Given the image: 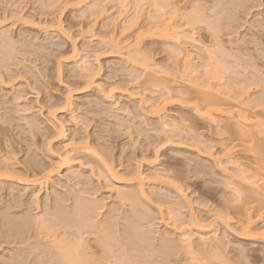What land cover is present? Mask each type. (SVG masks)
Listing matches in <instances>:
<instances>
[{
    "label": "rangeland",
    "instance_id": "obj_1",
    "mask_svg": "<svg viewBox=\"0 0 264 264\" xmlns=\"http://www.w3.org/2000/svg\"><path fill=\"white\" fill-rule=\"evenodd\" d=\"M50 1L0 0V28L4 26L3 29L10 30L14 40L9 36L11 41L13 44L16 42L15 46L10 44L11 47L0 39V44L1 42L8 44H1L0 55L12 54V57L5 56L9 60L2 59L9 65L8 67L1 68L0 65V210L14 216L21 215L25 213L24 211L32 216L42 214L46 197H50L52 207L56 204V198L58 200L65 198L63 204L67 206L72 204L73 192L82 191V195L85 194L84 197L88 199L101 200V207L104 205L102 215L100 214L98 218L101 221L105 220L112 210L119 218L123 217L126 211L131 213L128 206L122 207L116 192L132 187L123 181L115 183L111 180L114 183L111 184L110 177L106 181L100 172V170L103 172L104 168L99 158H103L125 178V181L130 179L127 178L128 173L138 168L150 177L147 178L148 182L145 181L144 189L148 199L144 198L146 202L144 204L152 213V218L146 220L143 229L147 228L154 247L161 244L163 234L174 235L176 232L171 209L179 202L176 207L178 206L181 219L177 218L180 220L185 218L183 223H189V214L192 210L204 225L211 224V230L217 231L222 243H226L218 248H215L216 244L200 248L199 244L197 246L199 233L196 226L188 225L189 233L194 234L193 239L196 240L200 257L216 255L217 259L223 257L222 260L227 264H264V236L248 238L243 235L233 219V214L230 213L232 207L239 203L235 200L233 191L227 186V175L216 164L221 154V137L217 133V127L198 118L185 106L169 104L161 113V118L175 123L184 119L182 128L185 132L182 129L184 132L183 134L180 132L182 136H175L173 142L166 141V144L163 139V143L157 134L161 118L152 115V112L149 114L151 109L148 107L159 99L161 101L163 90L149 84L146 81L148 74L140 67L127 62L125 51L123 56H118L111 55L109 49L104 48L106 45L102 40L112 32L121 40L132 35L131 32L123 33V19L118 17L121 9L119 3L112 0H104L105 2L87 0L79 5H72L62 14L66 34H59L50 28V19L57 14L56 11L54 13L57 8L50 5L55 3L60 9L58 4L61 0H55L54 3ZM248 1L252 2L250 3L254 9L251 10L249 17L246 15V20L244 17L247 13L241 9L240 14L231 11V16L235 12L233 15L235 20L243 18H241L243 21L240 20V25L244 22L243 33H248L252 25L250 30L253 34L251 35L250 31L248 35L249 40L256 39L251 40L256 45L250 46L251 54L257 59L253 60L259 64L258 68L264 70V59L260 60L264 58V28L262 27L263 30L257 28L260 32L256 28L253 29L254 22L259 18L256 15L263 13L260 15L264 18V0ZM90 5L92 8L97 5L93 8H97V11L101 6V10L96 14L93 9L90 11ZM50 7L55 9L52 11ZM149 9L147 6L143 10L144 18L151 12ZM15 12L18 16H15ZM13 15L15 19L11 18ZM244 20L250 23L246 25ZM254 30L258 34H255ZM252 36L254 38H251ZM73 46L79 51L80 57L77 60L70 59ZM141 46L147 48V52L143 54L150 55L160 69L165 71L168 66H172L169 54L164 50L165 45L160 40L146 41ZM3 56L0 58H5ZM87 57L95 73L97 72L96 84L90 90L81 84L78 85L82 81L79 67L82 60ZM171 68L168 67L167 70H172ZM59 73L64 85L57 79ZM67 85L77 92V95H73V104L69 108L65 105ZM111 89L114 91L110 95L108 92ZM19 94L23 98L17 101L15 99ZM143 98L148 101L145 106L141 105ZM54 111V115L50 116L49 113ZM59 129L64 131L62 138L57 134ZM190 129L200 137H193ZM75 141L86 142L101 157L74 153L77 160L72 170L60 168L57 174L56 172L52 174L51 180L42 190L40 187L24 186L16 180L26 179L27 175L32 176L41 169L52 171L53 168H58V158L63 148ZM8 164L14 170L12 172L9 169L15 174V180L2 178L3 174H8L4 169L9 166ZM229 168L230 172H233L232 167ZM76 172L82 176L80 178L74 176ZM156 172L163 177L155 178ZM164 177L169 178L168 183L182 186L185 197L168 185ZM132 186L138 188L136 183ZM217 212L219 215L227 216L229 226L222 222L219 215L220 219H215L214 215ZM257 226L260 228L259 232H262L263 224L258 223ZM2 242L0 262L2 257L8 254L9 249L16 247L6 244L4 238ZM91 245L94 246L95 243L92 242ZM172 258L171 264H182L185 261L182 255L180 258Z\"/></svg>",
    "mask_w": 264,
    "mask_h": 264
},
{
    "label": "bare ground",
    "instance_id": "obj_2",
    "mask_svg": "<svg viewBox=\"0 0 264 264\" xmlns=\"http://www.w3.org/2000/svg\"><path fill=\"white\" fill-rule=\"evenodd\" d=\"M86 1L61 0L58 4L59 9L57 5L55 6V0H51L50 3L54 4L50 6L57 8L58 11L54 10L57 14L51 17L50 28L59 34H66L62 20L64 10ZM115 1L121 8L118 17L123 19V33L131 32L132 35L125 36L121 40L114 34L115 32L108 33L107 38L102 40L104 43L101 42L107 46L104 45V48H108L111 55L119 56L125 53L128 63L140 67L148 74L146 81L149 84L153 87H161L163 90L161 101L159 99L149 104L148 107L151 109L147 108L149 114L152 112V115L160 119L166 105L179 104L191 109L198 118L217 127V133L221 137V154L216 164L227 175V186L233 191L235 200L239 203L231 210L229 209L230 213L233 214V219L243 235L248 238L264 236V70L258 68L259 64L255 62L257 59H254L255 57L253 58L251 54L250 46L256 45L251 42L256 39L249 40L248 34L252 25H249L248 33H243L244 22L241 26L240 22L243 18L239 17L242 11L247 13H244L245 17L243 16L245 20L247 16L249 17L251 10L254 9L252 2L248 0H112V2ZM147 6L150 7L151 12L144 18L143 10ZM93 8L89 7L90 11L94 10L96 14L101 10V6L98 7V11L97 8ZM231 11L239 13L237 15L240 18L239 23L233 16L235 12L231 16ZM16 14L15 16H18V13ZM260 14L256 15L260 19L254 22L253 29L264 28V18ZM13 17L14 15L11 18ZM247 22L246 25L250 23ZM3 27L0 28L1 41H6L11 47L15 46L16 42L13 44L10 30ZM202 31L204 33L201 34ZM257 31L260 32L258 29ZM255 34L258 33L255 32ZM153 40H160L165 45L164 50L169 54L172 64L168 67H172V70H167L168 67L167 71L160 69L150 55L149 57L148 54H143L147 52V48L144 49L145 46L142 48L141 44ZM2 42L1 44L6 43ZM4 55L7 56V54ZM71 55L72 60L80 57L75 46ZM8 56L12 57V54L9 53ZM7 58H0L1 68L9 66L4 63L5 60L2 61ZM85 59L79 67L82 81L78 85L81 84L85 89L90 90L96 84L97 72L95 73L88 57ZM262 59L264 58H260ZM57 79L61 85H64L60 73ZM252 88L256 89L255 92H251L254 90ZM74 91V88L67 85L65 105L68 108L73 104V95H77ZM113 91L111 89L108 93L112 94ZM16 97L17 101L23 98L20 94ZM147 103L145 98L141 99V105L145 106ZM54 113L55 111L49 114L53 116ZM163 119L160 120L157 134L165 140V144L166 141L173 142L175 136H182L180 132L183 129L184 119H180L179 123ZM183 131L182 134L185 132ZM189 131L192 132L193 137H200L195 131L191 129ZM57 134L61 138L64 137L62 129H59ZM74 153L101 157L86 142L75 141L72 145L67 144L63 148L58 158V168H53L52 171L41 169L32 176L27 175L26 179L16 178V180L24 186L40 187L42 190L51 180L52 174L55 172L57 174L60 168L72 170L77 160ZM99 159L102 160L101 165L104 168L103 172L100 170L102 173L100 174L106 178V181L110 177L111 184L123 181L127 186L132 187V189H117L116 192L122 207L128 206L132 212L126 211L127 213L119 218V215L113 214L112 210L110 215L101 221L98 219L104 207V205L101 207V200L88 199L84 197L85 194L82 195V191L73 192L72 204L67 206L63 204L65 198H59V200L56 198V204L52 207L50 197H46L42 214L32 216L24 211L25 213L14 216L0 210V245L3 244L2 238H4L7 241L6 244L16 246L9 249L8 254L2 257L0 264H171L172 257L180 258L181 255L185 260L182 259L184 261L182 264H227L222 260L223 257L217 259L216 255L206 258L198 255L196 240L194 241V234L189 233L188 225L196 226L199 233L197 246L199 244L200 248L201 246L210 247L211 244H216L215 248H218L224 243L217 231L211 230L212 225H204L192 210L189 214V223H183L185 218L180 220L178 206L176 207L179 202H174L172 214L170 212L174 220L176 237L165 233L161 244L158 243L160 245L154 247L151 236L146 231L147 228L143 229L146 220L152 218V213L145 208L144 201V198L148 199L144 189L145 181L150 177L138 168L128 173L127 178H130V182L125 181V178L107 160ZM229 166L232 167L233 172H230ZM11 167L9 165L4 168L8 174L1 175L2 178L15 180V174L12 173L14 170ZM76 173L72 174L79 176L78 178L82 176ZM156 177L163 176L156 172ZM164 178L168 183L169 178ZM134 183L138 186L137 189L132 186ZM168 185L180 195L184 194L182 186L172 183ZM218 215V212L214 215L215 219L221 217L222 222L229 226L227 216L221 214L219 217ZM258 223L263 224L262 232H259ZM147 224H149L148 221ZM92 242L95 243L94 246L91 245Z\"/></svg>",
    "mask_w": 264,
    "mask_h": 264
}]
</instances>
